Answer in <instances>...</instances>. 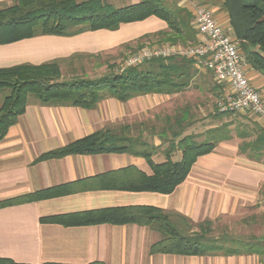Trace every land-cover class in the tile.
<instances>
[{
	"label": "crops",
	"instance_id": "crops-1",
	"mask_svg": "<svg viewBox=\"0 0 264 264\" xmlns=\"http://www.w3.org/2000/svg\"><path fill=\"white\" fill-rule=\"evenodd\" d=\"M104 1L119 8L141 0ZM168 1L191 11L197 5L210 6L219 23L232 34L229 16L221 5L223 0ZM13 3L14 0H0V8ZM167 28L164 20L151 16L143 21L123 23L117 30L98 29L72 36L39 35L0 44V68L39 65L76 54L99 53ZM198 75L191 86L201 79ZM247 75L264 100V74L248 66ZM211 78L214 80L212 73ZM202 80L206 88H200L209 95L215 86L208 88L205 76ZM190 87L174 94H146L128 101H121L105 91L103 99L92 109L41 104L30 98L25 112L0 141V201L38 191L52 192L45 198L0 207V257L32 264L94 261L106 264H264L257 254H151L150 247L160 240L161 234L150 226L134 223L65 225L41 220L113 207L155 206L164 209L184 233L200 232V224L210 221L208 238L264 244V149L254 153L249 148L245 152L240 150L243 142L255 139L262 132L264 117L244 116L246 121L216 123L215 107L212 105L210 110L207 104L211 124H207L205 139L207 132L217 127H226L229 138L199 156L186 180L170 194L126 189L138 180V171L146 175L153 172L145 157L132 152L68 154L39 160L44 153L110 126L118 128L119 134L136 139L135 150L146 149L152 153L154 161L162 162L167 147L162 148L160 140L152 141L149 122L136 118L147 114L155 105L154 101L156 104L161 100L168 102L188 92ZM5 96L0 95V106ZM184 111L191 113V110ZM186 113L175 120L176 138L183 132L178 129L194 128L196 132L200 126L192 124ZM181 156L179 151L173 157L177 160ZM237 220L236 229L239 228L233 232L231 223ZM220 222L225 224L223 232L214 226Z\"/></svg>",
	"mask_w": 264,
	"mask_h": 264
},
{
	"label": "trees",
	"instance_id": "trees-1",
	"mask_svg": "<svg viewBox=\"0 0 264 264\" xmlns=\"http://www.w3.org/2000/svg\"><path fill=\"white\" fill-rule=\"evenodd\" d=\"M221 5L229 16L232 34L248 65L264 74V0H223ZM151 16L164 20L168 28L147 33L136 39V45L126 43L125 47H187L198 42L193 11L187 7L169 6L165 0H141L119 8L104 0H14L12 5L0 8V44L39 35L72 36L98 29L117 30L123 23L143 21ZM197 74L196 60L179 54L153 57L95 79L76 77L60 80L61 68L57 60L39 65L20 64L0 68V90H9L0 106V141L25 112L31 96L41 104H67L92 109L103 99L105 91L121 101L146 94H174L189 88ZM261 131L255 139L243 142L240 150L245 152L249 148L254 153L264 149V129ZM242 136L248 135L242 133ZM228 138L226 127L211 129L203 141H197L193 135H185L177 141L174 138L165 151V160L156 162L152 159V153L146 149L135 150L138 142L136 139L105 127L62 148L44 153L39 160L68 154L132 152L145 157L153 172L146 175L138 171V180L126 189L170 194L186 180L199 156L211 152L219 141ZM178 151L182 156L176 160L173 156ZM51 192L38 191L3 200L0 201V207L45 198ZM41 220L65 225L134 223L150 226L161 234L160 240L150 247L151 254H257L264 260L263 243L240 239H207L206 234L211 229L210 221L200 224V232L184 233L175 226L164 209L155 206L113 207L55 215ZM0 264L32 263L0 257ZM88 264L106 263L94 261Z\"/></svg>",
	"mask_w": 264,
	"mask_h": 264
},
{
	"label": "rangeland",
	"instance_id": "rangeland-1",
	"mask_svg": "<svg viewBox=\"0 0 264 264\" xmlns=\"http://www.w3.org/2000/svg\"><path fill=\"white\" fill-rule=\"evenodd\" d=\"M78 1L80 2V0ZM167 4H169V6H174L168 0ZM126 43L136 45V40ZM126 43L120 44L119 46L113 49H108L99 53L76 54L71 56L70 58L57 60L61 68L60 80H69L76 77L95 79L101 77L102 75L110 73L111 71H121L122 67H125L127 59L134 52L140 50V48L138 49L137 46H133V48L125 47L124 44ZM204 71L206 70L202 67H198L199 75L197 77L201 79L195 80L197 84H193L188 92H182L178 96L172 97L173 99L168 102H166L165 100H161L160 104H156L157 102L154 101L153 105H155L150 111L147 112V114L141 117L138 116L136 118L137 121L145 119L147 123L149 122L152 125L151 131L148 130L150 135H152L151 139H153L152 141L160 140L162 142V148L167 147L168 149L172 139L175 138V140L177 141L180 137H183L184 134L186 135L191 133L197 141L204 140L206 135V129L208 127L207 124L211 119L210 113L208 114V112H206L205 107H207V104L210 105V110L212 105H214L215 107L216 123L224 121H237L238 123L245 120H243L242 118L244 116L250 117L252 119L257 117L256 115L248 111L227 112L224 114L223 112L218 111L217 100L220 97L221 92L226 90L227 87L220 86L215 79L213 80L211 78V73H209L208 71ZM203 76L207 78V81L209 83L208 88L211 89L213 85L215 86L214 91H211L212 89L209 91V95L207 91L202 92L201 90V88H206V85L202 83ZM8 93L9 90L6 88L0 90V95L5 96ZM31 98L35 97L31 96ZM197 100H199V103L197 102ZM184 110H191V113L190 111L186 113ZM184 113H186L185 115H188L186 118H191L190 121H192V124H198L200 126L198 127L196 132L194 128L184 129V127H182V129H178V131L183 130L182 136L176 138V135L174 133L177 130L174 125L175 120L178 117L184 115ZM221 115H226V117L223 119ZM190 121L189 123H191ZM209 124H211V121L209 122ZM110 128L115 133L119 134L120 131L118 128ZM132 133H134V131ZM237 224L238 220L237 222L231 223V229H233V232L238 231L239 227L236 229V227L238 226ZM214 226L218 231H224L225 224H223V222L215 224ZM207 235L208 234H206V237Z\"/></svg>",
	"mask_w": 264,
	"mask_h": 264
},
{
	"label": "built area",
	"instance_id": "built-area-1",
	"mask_svg": "<svg viewBox=\"0 0 264 264\" xmlns=\"http://www.w3.org/2000/svg\"><path fill=\"white\" fill-rule=\"evenodd\" d=\"M193 13L197 43L187 47L146 46L134 52L127 59L125 67L138 65L153 57L175 54L191 57L196 60L198 67L211 72L219 85L227 87L217 100L218 111H248L264 117V100L248 78L249 65L233 34L219 23L210 6L197 5Z\"/></svg>",
	"mask_w": 264,
	"mask_h": 264
}]
</instances>
